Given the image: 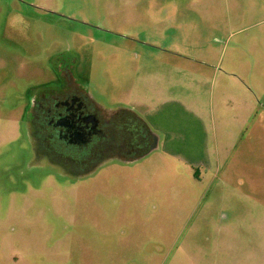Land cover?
<instances>
[{"label": "rangeland", "instance_id": "rangeland-1", "mask_svg": "<svg viewBox=\"0 0 264 264\" xmlns=\"http://www.w3.org/2000/svg\"><path fill=\"white\" fill-rule=\"evenodd\" d=\"M189 55L252 110L194 185L101 147L144 77L187 91ZM0 264H264V0H0Z\"/></svg>", "mask_w": 264, "mask_h": 264}, {"label": "crops", "instance_id": "crops-1", "mask_svg": "<svg viewBox=\"0 0 264 264\" xmlns=\"http://www.w3.org/2000/svg\"><path fill=\"white\" fill-rule=\"evenodd\" d=\"M187 59L190 62L185 63V69L189 80L184 94L174 95L170 92L172 87L162 80L161 85H154L149 77H144L141 80L144 84L138 85L133 99L121 104L134 111L151 129L152 148L143 155L144 159L150 158L155 164L163 160L169 169L182 168L194 185L212 172L214 180L220 177L225 157L234 148L236 127L246 124L252 110L247 106L242 121L244 115L242 109L237 110L235 98L236 76L196 55Z\"/></svg>", "mask_w": 264, "mask_h": 264}, {"label": "trees", "instance_id": "trees-1", "mask_svg": "<svg viewBox=\"0 0 264 264\" xmlns=\"http://www.w3.org/2000/svg\"><path fill=\"white\" fill-rule=\"evenodd\" d=\"M68 89L69 87H64L63 94L62 91H56V94L60 92L59 95H62L60 97H66V95L69 93L66 92L68 91ZM64 92L66 93L64 94ZM120 111L125 114L128 113V115L119 117L117 113L115 116H113V120H111V126H117L120 129V131L122 132L120 138L122 139H120L119 141V138L116 137L115 139L111 137L112 135L110 136L109 133L108 135L110 136V138H108V135H105L101 140L102 146H100L102 147V149H105L104 152H116L127 157H138L147 153L152 147L153 143L152 132L148 124L129 108L121 107L118 112ZM116 118H118V120H115ZM136 121L138 122V125L134 127L131 131H129V124L134 125ZM112 142H117V144L125 142V144H119V148L109 150V147H111L110 144Z\"/></svg>", "mask_w": 264, "mask_h": 264}, {"label": "flooded vegetation", "instance_id": "flooded-vegetation-1", "mask_svg": "<svg viewBox=\"0 0 264 264\" xmlns=\"http://www.w3.org/2000/svg\"><path fill=\"white\" fill-rule=\"evenodd\" d=\"M93 122L94 121H90L89 116H87L83 121V124L79 125L80 127L61 131V134H64L65 136L68 132L69 137L66 142L72 143L73 145H84L81 144V142L88 144L89 141L93 140L92 136L96 132V127L93 128Z\"/></svg>", "mask_w": 264, "mask_h": 264}]
</instances>
